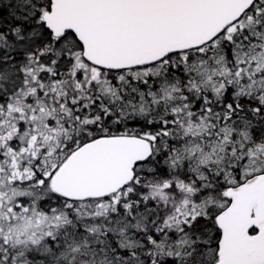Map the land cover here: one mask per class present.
I'll list each match as a JSON object with an SVG mask.
<instances>
[{"label":"snow or ice","instance_id":"6c2138e0","mask_svg":"<svg viewBox=\"0 0 264 264\" xmlns=\"http://www.w3.org/2000/svg\"><path fill=\"white\" fill-rule=\"evenodd\" d=\"M0 264H264V0H0Z\"/></svg>","mask_w":264,"mask_h":264}]
</instances>
